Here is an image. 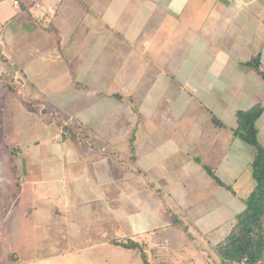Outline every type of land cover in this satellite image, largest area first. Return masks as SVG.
<instances>
[{
  "label": "crops",
  "instance_id": "crops-1",
  "mask_svg": "<svg viewBox=\"0 0 264 264\" xmlns=\"http://www.w3.org/2000/svg\"><path fill=\"white\" fill-rule=\"evenodd\" d=\"M259 10H264V0H0V52L14 60L10 64L14 72L34 85L25 93L27 98L47 96L40 85L45 77L62 82L68 74L67 86L77 88L70 95L64 92L67 96L56 90L53 96L71 99L60 113L71 117L68 125L73 133L61 126L66 121L46 118L55 114L46 112L42 103L40 109L35 104V108L27 106L17 119L12 138L22 190L6 213L4 205L0 206V248L12 257L6 264H145V260L149 264H191L190 259L202 251L219 262L216 247L236 223L235 219L231 227L229 220L239 211L237 196L247 200L255 188L250 175L241 176L233 188L225 184L226 188L207 172L210 168L217 177L216 146L223 145L219 139L224 140V130L231 132L229 147L235 144L232 129L237 122L219 123L218 132L215 121H199L189 105L183 112L169 109L163 122H130L125 132L117 134L122 123L112 121L111 98L125 96V75L124 67L113 75L111 53L106 52L112 43L106 41V34L119 30L127 40L123 44H134L124 49H135L139 59L140 50H150L152 56L160 52L151 65L160 70L157 81L166 80L162 96L177 78L193 80L197 91L207 85L212 100L205 103L212 116L216 107L222 109L218 112L235 116L264 97V81L249 66L259 58L264 69L263 51L257 52L259 47L251 51L250 44L259 30L264 36V29H256V20L261 23ZM250 25L255 29H249ZM43 29H56L63 54L64 49L79 51L74 61L68 60L72 69L64 68L67 63L62 56L56 57L53 66L45 65L44 55L58 46L49 43ZM165 29L176 33L174 42L183 45V58L175 59L174 50L179 49L152 44L148 49L141 43L144 35L156 40ZM102 33L104 40L96 42V34ZM250 52L254 57L244 60V53ZM16 65L21 71L14 69ZM174 67L182 69L174 74ZM4 71L0 64V76ZM181 71L183 76L178 75ZM118 75L119 93L107 83ZM184 89L189 104L200 99L203 105L194 92ZM145 149L155 162L149 182L144 180L149 169L143 164ZM164 154L169 155L171 165L162 168ZM234 155L239 157V152ZM178 189L182 198L175 193ZM197 197L199 202L194 200ZM176 202L184 205L180 206L183 218L171 212ZM161 211L166 215L163 222ZM225 225L231 228L219 236ZM214 233L218 237H211ZM204 237L210 249L201 243ZM128 242L138 247L122 245Z\"/></svg>",
  "mask_w": 264,
  "mask_h": 264
},
{
  "label": "rangeland",
  "instance_id": "rangeland-1",
  "mask_svg": "<svg viewBox=\"0 0 264 264\" xmlns=\"http://www.w3.org/2000/svg\"><path fill=\"white\" fill-rule=\"evenodd\" d=\"M259 18L261 20V23L257 24L256 20V29H264V10H259L258 12ZM211 24L213 22L211 21ZM249 29H255V26L250 25ZM47 31L48 37H49V43H56V46H58V50H54L53 53H48L47 55H44L45 57V65L47 67L53 66L56 62V57H61L63 59H66L67 66H64L65 69H72L70 63L71 61H68L70 59H75V55L78 54L79 51L76 50H68L61 49V40L59 39V34L56 31V29H43ZM159 38L152 39L149 35H144L142 37L141 43L144 45V47L150 49L151 44L156 47H164L166 49H179L174 50L175 53V59L183 58L184 56V50L180 47L183 46L177 44L174 42V37L176 33H168L166 32V29L163 31ZM106 34V41L112 43V49L107 50L106 52L111 53L112 57V71L113 75L116 73L119 74L121 67H124V75L125 78L122 80L123 85V94L125 96H121V98H111V105L113 108L111 118L114 120H117V125L122 123V126H118V129H116V133L120 134L122 132H125L126 126L130 122H136L139 121L141 123H151V122H163L165 120L167 111L169 109H175L180 110V112H183L185 108H187L189 105L191 106V112L194 115L199 116V121H203L205 124H213V121H215L218 127V132L221 130L219 129L220 124L223 123L224 125H236V117L233 114L223 113V111L220 107H216V112L214 113V116L210 114L207 110V100H212V98L208 94L207 85H203L200 87V90H195V87L197 85V82H194L193 80L190 81H184V79L177 78L178 81L169 83L170 85V91L165 95L162 96L164 93L167 83L165 81H160V79L157 81L158 73L160 72L159 69H157V66L154 67L151 65L152 61H157L161 55H159L160 52H156L153 54L150 50H140L142 53L140 55V59L144 60V62H140L139 54L138 52L133 48H127L124 49V47L133 45V43L123 44L125 43L126 38L121 35L119 30L112 32L111 35ZM262 31L259 30L257 33L254 34V40L250 43L252 45L251 51H255L258 47L260 48L257 52L263 51L264 54V36H262ZM96 42H102L103 39V33L102 34H96L95 39ZM60 43V44H59ZM116 43V44H115ZM123 45H122V44ZM60 45V46H59ZM168 46V47H167ZM172 50H166L168 53H172ZM178 53V55H177ZM250 53H244L243 59L246 60L247 58L254 57L253 54ZM66 54H69L66 56ZM158 54V55H157ZM84 53H81L78 58L83 56ZM173 55V53H172ZM226 56V55H225ZM256 56V55H255ZM127 59V62L125 64V60ZM136 59H138L139 63L141 65L137 66ZM74 61V60H73ZM14 60L8 58L3 53L0 52V64L4 66L5 71L1 74V80H0V206L4 205L6 202V196L7 191L11 187V180L9 178L8 171H11V168L15 162V157L17 154V148H15L14 145V138L13 131L17 130V123H18V117L23 109L27 108H35L33 104L38 105L37 107L40 109L41 104H44L46 106V112H51L55 115L50 116V114L46 115V118H57L61 121H66L65 126L67 124H71L69 121L71 120V117H69L66 113H60V110L63 108L65 109V106L69 103L65 102L66 100H69L71 102V99H69V96L67 98H54L53 96L56 93V90L63 93V96H67L70 94L75 93L77 90L76 87L69 88L67 86V82L70 79V76L66 74L62 78V82H56L54 79H49L48 77H45L40 82V85L43 86L42 92L46 94L47 96L43 97H31L27 98L25 93H28V88L32 89L34 88V85L27 81L22 74L21 78L22 81H24V86L22 87V83L19 80L14 79V71L13 67L11 68L10 64L13 63ZM264 63V61H263ZM125 64V65H124ZM143 68V74L139 76V69ZM14 69H19V67L16 65ZM162 69V67H161ZM178 69H182V67H174L175 72L177 73ZM20 70V69H19ZM21 71V70H20ZM137 74V76L134 77V75ZM170 74V73H169ZM179 76H183L182 71L179 72ZM202 73H198L196 76H200ZM113 77V76H112ZM128 77V79H127ZM132 79V80H131ZM111 88L112 91H117L118 93L121 91L120 89V79L119 75L117 78H115L114 81L107 82ZM77 84L76 82L74 85ZM156 84L157 89L152 90L154 87L153 85ZM185 87L186 92L195 93V98H201L204 102L203 105L199 101L200 99H196L192 104H189L188 95L183 92L182 88ZM137 88V89H134ZM27 89V90H26ZM29 89V90H30ZM26 90V91H25ZM169 90V89H168ZM167 90V91H168ZM154 92V97H151L152 92ZM66 92L67 95L64 93ZM51 95V98L49 96ZM179 98L180 100L183 99V101L177 102L175 104H170L169 101H173L175 99ZM37 99L38 101L35 102L34 100ZM100 99V98H98ZM205 100V101H204ZM259 101L262 103L264 107V97H261ZM58 102V103H56ZM210 102V101H209ZM64 103V104H61ZM40 105V106H39ZM71 105H68L67 109H70ZM124 108V109H123ZM119 109V110H118ZM157 109V110H156ZM153 110L156 112H153ZM178 112V111H177ZM176 113V112H175ZM179 113H176V115ZM180 115V114H179ZM68 116V117H67ZM67 117L65 120L64 118ZM59 122V121H58ZM238 125V124H237ZM130 127V126H128ZM127 127V128H128ZM258 127V141L260 145L264 148V113L260 120L257 123ZM128 131V130H127ZM205 132H212L211 130H206ZM230 131L224 130L223 132V138L224 140H220L223 142V145H217V156L218 159V171H217V178H219L224 184L234 186L236 183L235 181L241 179L240 177L244 174L250 175L251 180V164L255 158V150L251 147L245 144L243 141L237 139L235 144H233L231 147L227 144L228 137L230 135ZM158 138V136H157ZM223 151L224 155L221 157L220 152ZM239 152V157L235 156L234 153ZM169 157L168 154H164L161 156V164L160 167L163 168V166L167 167V165H171L169 163V160L167 161V158ZM213 157V156H212ZM211 157V158H212ZM158 158V159H160ZM162 158L163 161H162ZM173 159V158H172ZM219 160H222L219 162ZM172 164L173 162L170 161ZM169 163V164H168ZM143 164L146 168L149 167L147 170V173L144 176L145 181H153L152 177V168L151 166L155 164V162H152L151 155L148 151H144V157H143ZM210 165H212L210 163ZM157 168V166L155 167ZM225 168L226 171H222V169ZM13 170V168H12ZM215 174V173H214ZM245 176V175H244ZM254 184V182H253ZM227 188V187H226ZM176 195L179 198H182L179 196V194H182L180 192V189L175 191ZM227 193V192H226ZM228 194V193H227ZM218 197V196H217ZM238 200L240 201L239 211H236L233 213L232 220H229L230 226L232 227L235 223V219L238 216L239 212H243L246 205L245 200L246 197L243 195L237 196ZM187 200L190 198H186ZM195 201L199 202L198 197L194 199ZM209 203V201H207ZM181 205L180 203L176 202L175 207L172 209V213L175 215H178L179 218H183V210L180 209ZM173 207V206H172ZM1 208V207H0ZM212 213L210 210H207L206 213ZM2 213V210L0 211V215ZM160 221L163 222L166 218L165 213L161 211ZM185 219V218H184ZM177 221V219H175ZM225 222L227 223L228 220L226 219ZM191 228V224L187 222ZM208 226V225H207ZM228 225H225L223 227L222 231H220V235L224 234L225 228L228 230ZM210 228V226H209ZM215 228H213L210 231H213ZM211 237H218L215 233L211 235ZM202 238V242L204 245L207 246V249H210V243L208 238ZM4 245L1 243V246ZM8 250L5 248H0V264H6V261H11L12 257L11 255H7ZM208 251H202L200 255H196V257H192L190 259L191 264H218L216 261H214L213 256L209 257L207 255ZM13 256V255H12ZM5 260V261H4ZM169 264V263H166Z\"/></svg>",
  "mask_w": 264,
  "mask_h": 264
},
{
  "label": "trees",
  "instance_id": "trees-1",
  "mask_svg": "<svg viewBox=\"0 0 264 264\" xmlns=\"http://www.w3.org/2000/svg\"><path fill=\"white\" fill-rule=\"evenodd\" d=\"M249 66L264 81V69H262L260 59L258 58L254 63H250ZM117 98H121V96L117 95ZM263 113L264 107L262 103H258L251 109L237 111L235 115L238 125L237 128L232 129L234 138L251 146L256 153L251 164L255 188L245 201V210L236 217V223L230 234L216 247V253L219 257L218 264H264V148L258 141L259 132L257 127ZM60 124L65 132H74L71 125L67 124L65 126L63 122H60ZM12 168L11 171H8L11 188L3 206L5 213L22 190L15 162ZM207 172L219 186L227 187L210 168H207ZM122 245L128 249L138 247L134 242ZM145 264L149 263L145 260Z\"/></svg>",
  "mask_w": 264,
  "mask_h": 264
},
{
  "label": "built area",
  "instance_id": "built-area-1",
  "mask_svg": "<svg viewBox=\"0 0 264 264\" xmlns=\"http://www.w3.org/2000/svg\"><path fill=\"white\" fill-rule=\"evenodd\" d=\"M15 4L18 5V2H15ZM12 66H14V64ZM14 79L21 81L22 87H25L24 86L25 83H24V81H22V78H21V75L19 72H17V71L14 72Z\"/></svg>",
  "mask_w": 264,
  "mask_h": 264
}]
</instances>
